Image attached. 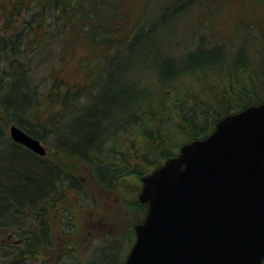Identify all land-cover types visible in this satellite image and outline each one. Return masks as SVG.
<instances>
[{
    "label": "trees",
    "instance_id": "1",
    "mask_svg": "<svg viewBox=\"0 0 264 264\" xmlns=\"http://www.w3.org/2000/svg\"><path fill=\"white\" fill-rule=\"evenodd\" d=\"M154 4L0 0V264H124L148 210L141 177L224 116L264 102V0ZM85 41L69 79L61 60ZM12 124L62 160L87 163L100 188L130 194L140 182L112 225L98 205L101 221L76 223L88 188L61 161L14 141ZM89 229L106 232L103 241L86 243Z\"/></svg>",
    "mask_w": 264,
    "mask_h": 264
},
{
    "label": "water",
    "instance_id": "2",
    "mask_svg": "<svg viewBox=\"0 0 264 264\" xmlns=\"http://www.w3.org/2000/svg\"><path fill=\"white\" fill-rule=\"evenodd\" d=\"M9 131L46 155L18 125ZM141 181L148 210L124 264H263L264 102L224 116Z\"/></svg>",
    "mask_w": 264,
    "mask_h": 264
},
{
    "label": "rangeland",
    "instance_id": "3",
    "mask_svg": "<svg viewBox=\"0 0 264 264\" xmlns=\"http://www.w3.org/2000/svg\"><path fill=\"white\" fill-rule=\"evenodd\" d=\"M9 1V0H8ZM166 0H157V4H154V6L157 8L162 4H165ZM216 5V7L218 6L219 8L221 7V10L218 8L216 9V13L220 14V16L226 17L225 15H227V12L229 11V6L228 5H222L219 1H217L216 3H214V6ZM222 5V6H221ZM182 22V20L180 21V23ZM88 53V48H87V43L86 41L84 43H79L76 46V49L74 50L73 53V58L71 60H65L64 58H62L61 60V64H63L65 66V70H66V75L67 77H69V79H73L76 78L78 75L76 73L77 71V63L79 58H81L83 55ZM46 56V55H45ZM44 55H37L38 59L41 61H44L45 57ZM37 59V58H36ZM43 65V64H42ZM40 68V67H37ZM39 70H36V66H33V73H35L34 75H37V73L39 74L40 72H38ZM81 74V76H80ZM101 77H99V81L101 83L100 87H105L107 84V80H108V74L106 72H101L100 74ZM79 78H84V75L82 74V72H79ZM33 76L30 78L27 77V82H33ZM22 90H25L24 88H22ZM70 120V119H69ZM70 122V121H69ZM72 127V128H71ZM62 131L63 133H71L70 130L73 129V126L70 125V123H65L64 125H62ZM9 131V128H8ZM10 133V131H9ZM66 135V134H65ZM47 157H51V159L55 160V161H61L63 163V165L65 167H68L69 169H71L72 172H74L76 175H78L82 181V185L85 186L86 188H88L89 194L91 196V200L90 202H88V205L86 207H83L84 210H82L79 213H76L77 218H76V223L79 224V226L86 228L87 227V223L89 220H91V222H97L98 220H100L101 218V214H98V212H96V210H94V206L96 207L98 205V209L102 210L103 213H106L108 215L105 216L101 219L104 220L105 219V227L112 225V222L110 220L109 217H111L110 215L112 213H115L117 211H119L120 209H125V204L126 202L131 201V199L133 198L132 196L134 195L133 191L135 190L134 188H136V185L139 184L141 182L142 186V181L138 182L136 181L137 179H133V183H132V187L130 188V194L125 193V191L123 190V188H121L122 190H114V189H103L100 188L99 185H96L91 174H90V169L88 168V164L83 162V161H79L75 162L77 164H79V166H75L74 165V161H69L68 159H63L61 158V154L56 152V150L50 149L47 151ZM69 161V162H68ZM68 162V163H67ZM130 186V185H129ZM141 189V188H140ZM89 196V197H90ZM128 210V208H127ZM100 220V221H101ZM130 222V220H129ZM58 222H55L53 224V230L54 233H57L56 228L58 227V225L56 224ZM96 229H89L84 230L85 233V237H86V243L92 241V243H99L100 241H103V234L105 235L106 232L103 234L100 232L101 235L97 234V237L94 233H96L95 231ZM99 232V231H98ZM81 245H85V243H81ZM54 261H52L51 264H53ZM264 263V261H263Z\"/></svg>",
    "mask_w": 264,
    "mask_h": 264
}]
</instances>
